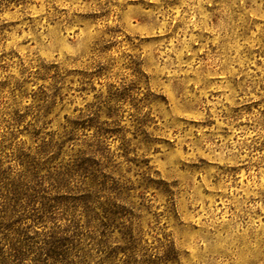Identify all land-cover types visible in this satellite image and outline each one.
I'll return each instance as SVG.
<instances>
[{"label": "rangeland", "instance_id": "1", "mask_svg": "<svg viewBox=\"0 0 264 264\" xmlns=\"http://www.w3.org/2000/svg\"><path fill=\"white\" fill-rule=\"evenodd\" d=\"M84 156L109 232L49 264H264V0H0V199ZM25 205L0 264L47 258Z\"/></svg>", "mask_w": 264, "mask_h": 264}, {"label": "trees", "instance_id": "2", "mask_svg": "<svg viewBox=\"0 0 264 264\" xmlns=\"http://www.w3.org/2000/svg\"><path fill=\"white\" fill-rule=\"evenodd\" d=\"M69 140H72V138ZM93 161L91 156L81 157L80 162L74 164L71 170L58 174L49 187L43 185L41 178L33 187L26 184L18 188L25 190L26 193L16 191L13 192L12 198L5 197L0 199V211L6 216L11 217L17 212H19L17 215L21 216V210L17 209L22 208L23 211V208L26 207L25 204H28L27 208L30 211L26 213V218H29L35 225H50L48 232L44 234L43 250L46 251L44 255L47 258L43 261L38 260L41 264H49L52 260L57 259L58 256L64 255L66 257L71 253L73 241L77 235L75 232H79L78 229L80 230V224L77 219L79 220L81 215L85 218H91L92 222L96 224L94 227L96 229L100 228L98 222L101 219L96 210L103 204L100 203L101 193L108 188L105 182H100L96 187L92 185L87 188L78 185L75 189L73 188L74 185L71 187V182L77 177L88 179V177L92 176L91 181L95 182L97 177H99L97 172L101 174L103 180L105 179V174L100 172L99 169H93V172L90 171V162ZM94 164L96 163L94 162ZM51 178L49 175L47 180ZM27 215L29 216L27 217ZM104 219L110 221L107 216H104ZM103 221L102 219L100 222L105 230L100 232L103 237H106L110 226L108 221L106 223ZM70 228H73V235H70ZM74 229L77 231H74ZM70 245L71 248L69 247ZM16 257V261L20 263L22 258Z\"/></svg>", "mask_w": 264, "mask_h": 264}]
</instances>
